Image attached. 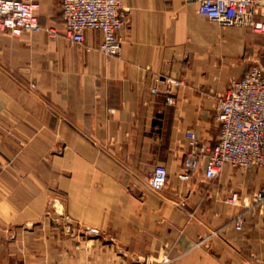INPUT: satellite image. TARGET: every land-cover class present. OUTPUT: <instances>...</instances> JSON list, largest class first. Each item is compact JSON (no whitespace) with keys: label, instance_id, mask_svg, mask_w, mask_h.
Masks as SVG:
<instances>
[{"label":"crops","instance_id":"crops-1","mask_svg":"<svg viewBox=\"0 0 264 264\" xmlns=\"http://www.w3.org/2000/svg\"><path fill=\"white\" fill-rule=\"evenodd\" d=\"M38 1L40 30L0 29V264H264V203L244 205L264 169L178 175L186 131L217 140L218 95L260 58L264 33L194 0H123L122 51L107 55L99 30L65 35L62 0ZM162 75L183 81L174 103L153 90ZM158 162L161 191L149 183Z\"/></svg>","mask_w":264,"mask_h":264},{"label":"built area","instance_id":"built-area-1","mask_svg":"<svg viewBox=\"0 0 264 264\" xmlns=\"http://www.w3.org/2000/svg\"><path fill=\"white\" fill-rule=\"evenodd\" d=\"M199 13L222 25H242L256 32L264 33V0H194ZM38 0H0V29H8L19 35L23 31H37L42 28L37 10ZM62 18L65 35L73 43L85 41L87 29L102 32L99 49L107 55H119L123 47L120 34L129 18L123 0H62ZM57 35L55 29H48ZM164 83L160 86L158 83ZM182 80L170 75L156 79L154 92L167 95L168 103L175 102V88ZM216 117L220 132L215 142L200 140L196 132L188 129L190 148L187 150L183 170L178 174L181 179H190L191 172L204 165L205 175L218 177L230 164L240 168H264V51L259 59L251 63L245 73L235 80L231 87L220 93L216 104ZM169 180L168 167L163 162L154 165L149 177L150 186L161 191ZM240 194L233 190L227 201L238 203ZM264 203V185L244 201L246 208L255 212ZM232 222L241 230L245 214H236ZM93 231H97L93 228ZM173 259L168 255L148 264H167Z\"/></svg>","mask_w":264,"mask_h":264},{"label":"rangeland","instance_id":"rangeland-1","mask_svg":"<svg viewBox=\"0 0 264 264\" xmlns=\"http://www.w3.org/2000/svg\"><path fill=\"white\" fill-rule=\"evenodd\" d=\"M39 7H40V5H39ZM39 9V8H38ZM257 168H260V167H257ZM260 169H264V168H260ZM47 212H49V210L47 211ZM72 227V226H71ZM71 227H70V229H71ZM156 261V260H155ZM149 263H151V262H149ZM144 264H148V263H144Z\"/></svg>","mask_w":264,"mask_h":264}]
</instances>
